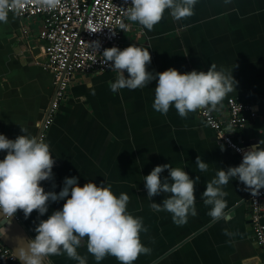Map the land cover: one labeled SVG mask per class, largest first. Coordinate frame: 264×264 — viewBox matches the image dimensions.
Listing matches in <instances>:
<instances>
[{"label": "crops", "instance_id": "1", "mask_svg": "<svg viewBox=\"0 0 264 264\" xmlns=\"http://www.w3.org/2000/svg\"><path fill=\"white\" fill-rule=\"evenodd\" d=\"M130 25L120 49L131 44L149 47V71L162 72L169 67L182 73L207 71L212 63L218 69L233 68L237 84L226 94L222 106L213 111L225 118L230 97L251 101L259 116L241 130V136L253 145L264 139V0H198L194 14L179 21L166 10L150 31L137 22L130 21ZM41 26V17L15 13L0 23V133L15 139L24 134L22 125L50 144L54 175L41 181L45 191L58 193L65 177L76 176L81 186L90 180L97 185L108 182L115 194L127 193L128 210L142 217L148 229L140 233L141 241L151 248L133 264H264V250L253 236L250 221V188L238 178L222 186L228 193L226 211L231 213L227 222L213 220L208 215L211 205L203 202L207 181L219 168L238 166L240 157L221 143L200 110L189 112L187 117H181L171 106L166 115L154 110L158 78L143 88H122L114 93L109 81L115 80L116 72L111 68L78 72L53 120L47 121L57 87L54 74L40 63L44 57ZM5 155L6 151H0V159ZM197 156L208 164L206 171L200 172L196 166ZM163 164L185 167L193 179L200 176L194 185L197 215L189 214L182 226L173 223L170 212L150 207L143 176ZM168 175L165 169L162 182ZM170 195L161 192L152 201L162 204ZM66 199L49 202L43 216L33 210L25 218L18 210L14 214L16 224L0 237L4 246L16 254L21 244L34 238L40 220L62 209ZM77 251L87 256L88 264H98L86 243ZM17 264H21L18 257ZM45 264L77 261L60 254L50 255ZM99 264L121 262L106 255Z\"/></svg>", "mask_w": 264, "mask_h": 264}, {"label": "clouds", "instance_id": "2", "mask_svg": "<svg viewBox=\"0 0 264 264\" xmlns=\"http://www.w3.org/2000/svg\"><path fill=\"white\" fill-rule=\"evenodd\" d=\"M29 0H0V23H6L9 10H21ZM59 0H37L40 7L52 10ZM198 0H131V6L124 9L129 21L137 22L147 30L161 21L165 11L173 19H180L194 14ZM228 2V0H225ZM92 47L97 50L99 41ZM102 63L116 72L114 81H109L110 89L115 93L119 89H136L147 86L157 80L153 109L167 114L170 106L174 107L181 117L189 112L217 110L227 93L232 91L237 81L233 68L219 69L212 63L207 71L193 69L180 72L169 67L162 72L147 70L151 63L149 47L131 44L123 49L118 46L105 48L102 52ZM109 62H112L109 64ZM125 70L129 74L125 76ZM23 135L15 139L0 133V151H6L0 159V216L11 223V218L22 210L27 218L33 210L40 216L48 212L49 202L66 199L62 209L52 212L47 219L40 220L35 227L36 235L21 244L16 255L21 264H45L50 255L66 254L77 261V264H88L86 255L77 249L86 243L88 253L95 261H102L106 255L117 258L121 264H133L140 254H149L151 248L145 246L140 237L147 232L143 218L135 216L128 210L129 195L121 192L118 195L110 183L99 185L90 180L81 186L79 177H65L62 189L45 191L41 181L53 177L55 160L50 144L42 137L32 134L22 125ZM225 131H229L225 129ZM264 139L243 151L242 162L238 166L219 168L215 176L206 183L202 193L203 202L211 205L208 215L213 219L229 221L231 213L226 211L228 195L223 190L229 180L238 178L254 193L264 188ZM221 150L224 146L221 145ZM200 172L208 164L196 158ZM169 170V175L161 179V173ZM150 207L157 212L167 211L172 214V221L177 226L187 223L189 214L197 215L195 206L194 185L200 176L191 178L185 167H173L171 164L157 165L150 174L143 176ZM161 192L171 193L163 199L162 204L152 201V197ZM6 231L0 223V234ZM226 235H231L225 230ZM86 238V240H85Z\"/></svg>", "mask_w": 264, "mask_h": 264}, {"label": "built area", "instance_id": "3", "mask_svg": "<svg viewBox=\"0 0 264 264\" xmlns=\"http://www.w3.org/2000/svg\"><path fill=\"white\" fill-rule=\"evenodd\" d=\"M129 6L131 0H59L55 9L48 10L40 7L37 0H29L21 10H9L20 17L42 18L39 39L44 57L40 63L54 74L57 87L48 122L53 120L76 73H97L110 68L101 62L102 52L112 46L121 48L131 26L124 11ZM95 41L100 44L97 50L91 45ZM200 114L221 143L235 151L242 161L243 151L253 146L242 138L241 130L259 116L254 103L230 97L227 117L207 110H200ZM248 199L253 236L264 250V188L256 193L250 189ZM7 261L17 264V255L3 245L0 264Z\"/></svg>", "mask_w": 264, "mask_h": 264}, {"label": "water", "instance_id": "4", "mask_svg": "<svg viewBox=\"0 0 264 264\" xmlns=\"http://www.w3.org/2000/svg\"><path fill=\"white\" fill-rule=\"evenodd\" d=\"M0 223L3 224V226L5 227V229L7 230L8 227L12 224L15 223L16 224V220L15 217L13 215V217L11 218V223L9 224L8 221L4 220L3 217H0ZM2 234H0L1 237ZM0 245H4V241L0 238ZM249 263H253V261H250Z\"/></svg>", "mask_w": 264, "mask_h": 264}]
</instances>
